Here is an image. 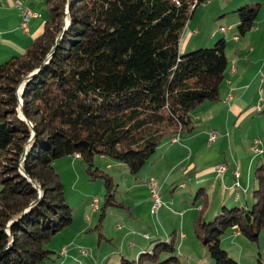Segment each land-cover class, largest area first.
I'll return each instance as SVG.
<instances>
[{
    "label": "trees",
    "instance_id": "1",
    "mask_svg": "<svg viewBox=\"0 0 264 264\" xmlns=\"http://www.w3.org/2000/svg\"><path fill=\"white\" fill-rule=\"evenodd\" d=\"M204 1L48 0L42 33L24 53L0 64V264L58 258L49 242L74 218L57 159L79 153L86 170L105 179L95 226L100 230L110 207L130 206L116 198L112 175L96 158L121 161L137 177L161 144L193 131L194 109L220 98L229 63L225 39L180 50L187 22ZM237 11L238 31L245 35L259 6L247 3ZM256 177L252 207L226 206L209 220L206 198L199 208L195 233L215 264H238L221 244L227 228L258 240L264 162ZM157 243L166 257L159 261L156 249H146L138 264L144 253L158 264H182L173 234ZM131 262L123 257L120 264Z\"/></svg>",
    "mask_w": 264,
    "mask_h": 264
},
{
    "label": "crops",
    "instance_id": "2",
    "mask_svg": "<svg viewBox=\"0 0 264 264\" xmlns=\"http://www.w3.org/2000/svg\"><path fill=\"white\" fill-rule=\"evenodd\" d=\"M20 1L24 7L36 12L37 16L30 18L28 30H24L21 26L22 12L16 1L0 0V64L15 54L24 53L34 38L42 33L49 18L50 6L48 0ZM247 3L258 4L259 13L253 27L245 35H241L237 26L241 17L237 9ZM217 38L225 39L229 62L226 78L221 86L220 98L215 101H204L192 111L195 124L193 131L183 130L180 132L179 140L170 141L169 139L159 146L153 155V160L146 164L149 166L143 174L145 184L132 183L129 185V192L133 193L141 189L146 190L147 187L145 214L148 212V218L150 219H152V215L158 218V213L164 205L163 201V205L156 215L151 213L152 200L147 185V180L151 176L155 177L160 187H164L169 182H178L183 178L186 181L182 180L180 182L182 187L187 185L188 180L191 181V184L202 185V188L205 189V186L210 185L214 188V197L218 194L217 186L219 181L222 180L219 194L222 200L218 203L213 202L210 211L207 207L208 209L204 213L206 214L208 211L210 213L209 216H205L207 220L213 219L222 207L227 206L230 199L233 201L242 200L241 195L243 194H235V188L242 187L244 172L248 177V182L253 180L251 161L246 164L243 161V157L246 156L245 150H248V144L243 143L240 152L239 143L235 141L240 140L238 137H241L243 124L250 121L246 117L249 116L250 110H252L255 135L249 148L253 151L255 137L262 140L264 149V114H261L264 113V0H205L195 8L187 22L181 38L180 50L183 52L205 44H212L213 41L218 40ZM259 105L261 109L257 108ZM238 131L240 132L237 134ZM211 133H215L216 137L214 140L209 141ZM210 149L213 150L211 155L209 154ZM253 155V158H260L264 155V150L258 154L253 151ZM69 157L71 158V156ZM227 157H230V161L227 160ZM74 158L71 162L76 163V161L81 160V158L75 156ZM102 158L104 157L100 158L99 164L104 162H102ZM262 162H264V158ZM221 163L227 164V170L222 175L217 170L218 165ZM115 165L121 168L124 167V164L120 161ZM109 167H112L110 163L107 164V168ZM236 170L239 171V176L235 174ZM109 173L113 179V174ZM140 173H142V170ZM237 180L240 182L239 186L235 184ZM248 182L246 188L249 186ZM233 194L234 196H232ZM134 197L130 196L128 200L122 199V202L131 207L133 206ZM206 199L209 201L208 197ZM220 202H222L221 206ZM167 206L169 207V205ZM109 209H112V207ZM193 210L190 211L185 208L184 211H180L181 216L173 223L176 225L171 231L172 233H168L169 231L165 229L169 235L174 233V243L177 245L178 250L187 245L188 231H186V228L190 229L193 223ZM110 213H116L117 218L123 215V212L116 210H111ZM90 219L91 216L87 215L85 220L78 225L76 224V218H74L72 224L59 230L49 242V246L59 256L56 260H49L45 264H100L110 259L112 264H120L122 258H127L129 253L135 256L140 255L148 248L146 243L140 244L134 240V243H130L131 245L128 246L126 239L129 237L136 239L135 232H130L129 229L122 232L124 229L122 225H118L115 229L111 226L112 230L109 231V228L106 230L105 226L103 227L104 219L99 230L95 227L96 224L92 226L93 222ZM155 227L154 234L145 231L144 237L160 238V228L157 225ZM169 228L171 230V226ZM92 230L97 233L99 249L90 257L91 253L86 248L87 246L85 247L84 242L88 237L86 234ZM181 230L185 232H181ZM178 231L179 236L176 235ZM146 233L149 236H146ZM240 234L242 233L234 228V235L239 236ZM103 239L109 241L113 247L110 244L102 245L100 241ZM83 248L87 249V253L83 251ZM225 248L235 257L232 254V249L230 250L227 245ZM148 250L150 249L148 248ZM211 262L213 264V259Z\"/></svg>",
    "mask_w": 264,
    "mask_h": 264
},
{
    "label": "rangeland",
    "instance_id": "3",
    "mask_svg": "<svg viewBox=\"0 0 264 264\" xmlns=\"http://www.w3.org/2000/svg\"><path fill=\"white\" fill-rule=\"evenodd\" d=\"M66 17V16H65ZM64 23L67 22V19H64ZM218 39V38H217ZM216 41V40H215ZM213 41L212 44H205L204 46H211L215 43ZM260 103V102H259ZM253 109V108H252ZM257 111V110H256ZM258 114V113H257ZM256 114V115H257ZM264 114V113H261ZM263 116V115H262ZM250 120L248 123L243 124L244 128L241 132V137H237L240 140H236V143H239V150L241 149V146L243 143L248 144V150H245L246 156L243 157L244 163H248L251 161V164L253 166L252 169V175L253 180L251 182H248V177L246 176V173L244 172L243 175V185L242 187L235 188L236 193H241L242 200L240 201H233L232 199L229 200L227 203V207L231 208L233 205H239V206H249L252 207V204L256 201L254 198V189L258 187L259 180L256 177V166L257 164L262 162V159L264 158V155L260 158H253V151L249 148L250 142L253 140V136L255 135V128L253 129V111L250 110V114L246 119ZM240 131L237 132V134ZM177 136V135H176ZM179 136V134H178ZM262 136V135H261ZM263 137V136H262ZM174 137L170 138V141L173 140ZM255 139V137H254ZM264 139V137H263ZM179 140V138L177 139ZM262 142V140H261ZM264 149H262L260 152H263ZM241 152V150H240ZM213 153V150L210 149L209 154L211 155ZM257 153V154H258ZM223 154V153H222ZM229 155V152H228ZM102 158V164H99V160ZM72 159H75L74 156H64L55 162L56 169L59 171L64 188H65V195L66 198L72 207L73 210V218H76L77 223L79 225L80 222L85 220V217L87 215L91 216V221L93 222L92 226H95L97 218H98V212L95 213L93 211L90 201L93 197L98 196L100 198V206L103 203V196L106 189L105 186V179L102 176L93 177L88 170H86L84 162L81 160L76 161V163L71 162ZM153 160V158H152ZM151 160V161H152ZM227 160L230 161V157H227ZM254 160V164H253ZM150 161V162H151ZM117 160L112 159L109 156H100L96 158V163L99 164L100 168L104 170L105 172H111L113 174V183L117 188V198L118 200L122 201V199L128 200L130 196H135L133 199V206L130 208L128 207H120L115 206L112 207V209H109L108 215L104 221L103 227L105 226V229L109 231L117 228L118 225H122V230L126 231L129 229L130 232H135L136 239L134 238H127L126 244L130 246L133 242H138L140 244L146 243L149 249H156L159 254V261L163 260L164 257L167 255V250L163 249L162 243H157L159 240L163 241L165 239L169 240L171 238V234H167L165 229H167L168 233H170L176 224H173L177 221V219L181 216L180 211H184L185 208L187 210H193L194 215L192 216L193 223L190 226V229L186 228L188 238L186 239L187 245H185L183 248H180L178 250L177 245L176 246V254L178 256V259L182 262V264H212V259L208 251V247L205 243L202 242V240L196 235L195 233V219L199 216V208L206 197H208V207L209 211L211 208V205L213 202L218 203L222 200L220 194V186L222 180L219 181V185L217 186V192L218 194H213L214 188H212L210 185L205 186V188H202V185L198 184H191V181H187V185L185 187H182L180 185V182L186 181L185 178L182 180H179L178 182H169L164 187H161V194L163 197L164 205L163 208L160 210V213L158 211H153V214L156 215L158 213V218L154 217L152 215V219L148 218V212H146V195L147 193V187L145 189H141L135 193L129 192V185L134 183L138 185L145 184L144 180V172L146 168H148L149 165H145L142 169V173L139 174L137 177H133L128 169V166L124 164V167H119L115 164H117ZM121 162V161H120ZM111 164L112 167L107 168V164ZM115 163V164H114ZM244 164V165H245ZM225 166L227 168V164L221 163L218 165L217 170L219 174H224V171H219V168L221 166ZM227 170V169H225ZM235 174L239 176V171L236 170ZM249 183L248 188H246V183ZM237 186L240 185V182L237 180L235 183ZM234 196V194L232 195ZM215 198V200H214ZM128 203V201H127ZM222 202H220L221 206ZM169 205V207L167 206ZM208 209V208H207ZM111 210H116L119 212H123L122 217L117 218L115 215L116 213L111 214ZM223 210V207L220 209V211ZM206 212V214H203L205 216H209L210 213ZM177 212V213H176ZM216 216H214L215 219ZM209 220V219H208ZM220 220L217 222V225L220 224ZM89 222V221H88ZM73 223V221H72ZM71 223V224H72ZM158 226L160 228V238L152 237V238H146L144 237V232H150L154 234L155 226ZM112 226V228H110ZM171 226V230L170 227ZM102 227V228H103ZM184 230H181V232ZM185 232V231H184ZM172 233V232H171ZM174 234V233H173ZM88 237L84 242L85 247L89 250L91 253L90 257H92L96 251L99 249L98 247V237L95 230H92L86 234ZM177 236H179L176 233ZM96 236V237H94ZM132 237V236H131ZM83 239V238H82ZM81 239V240H82ZM222 239V246L225 248L227 245L229 249L232 251V254L235 255L234 257L239 264H264V227L260 230V234L258 237V240L252 241L246 237L244 234H240L239 236L234 235V228H227L224 233L221 234ZM119 241H121L119 239ZM124 241V240H123ZM102 245L110 244L111 247L113 245L109 243L106 239H103L100 241ZM131 243V244H130ZM120 247V246H119ZM147 248V249H148ZM161 248V249H160ZM128 259L132 260L131 264H138L139 255L136 256L132 253H129L127 256ZM158 260H153L148 254H145L142 256L141 264H158ZM97 264V263H96ZM100 264H112L111 259L107 262H101ZM215 264V263H213Z\"/></svg>",
    "mask_w": 264,
    "mask_h": 264
},
{
    "label": "built area",
    "instance_id": "4",
    "mask_svg": "<svg viewBox=\"0 0 264 264\" xmlns=\"http://www.w3.org/2000/svg\"><path fill=\"white\" fill-rule=\"evenodd\" d=\"M15 1H16L17 6L21 9V12H22L21 26L24 30H28V22L30 18L32 16H37V13L27 7H24L21 4L20 0H15ZM257 108L261 109V106L259 105ZM173 137H174L173 140H177L179 138L178 134L177 136L175 135ZM215 137H216L215 133H211L209 136V141L214 140ZM262 149H263V146H262V142L260 138H255L253 142V151L257 154V152ZM75 157L80 158L81 155L79 153H76ZM221 168H223V166L219 168V171ZM147 185H148L149 194L152 200L151 213L153 214V211H158L160 207L163 205L161 187L157 184L155 177H152V176L147 180ZM90 205L93 211L96 212L100 207V198L96 196L93 197L90 201ZM146 236H148V233H146ZM83 251L87 253V249L83 248Z\"/></svg>",
    "mask_w": 264,
    "mask_h": 264
},
{
    "label": "water",
    "instance_id": "5",
    "mask_svg": "<svg viewBox=\"0 0 264 264\" xmlns=\"http://www.w3.org/2000/svg\"><path fill=\"white\" fill-rule=\"evenodd\" d=\"M34 74V72H32L29 76H28V78H30L32 75ZM25 80H27V79H25ZM24 80V81H25ZM23 81V82H24ZM19 96H20V102L22 103V92L20 91V94H19ZM20 103V106H19V110L21 111L22 110V104ZM21 115L23 116V113H22V111H21ZM27 151V150H26ZM23 158H25V155L23 156ZM24 172V171H23Z\"/></svg>",
    "mask_w": 264,
    "mask_h": 264
},
{
    "label": "bare ground",
    "instance_id": "6",
    "mask_svg": "<svg viewBox=\"0 0 264 264\" xmlns=\"http://www.w3.org/2000/svg\"><path fill=\"white\" fill-rule=\"evenodd\" d=\"M67 22H68V21H67ZM260 151H261V150H260ZM260 151H258V152H260ZM258 152H257V153H258ZM225 169H226V165H225V166L223 165V168H221L220 170H221V171H225Z\"/></svg>",
    "mask_w": 264,
    "mask_h": 264
}]
</instances>
